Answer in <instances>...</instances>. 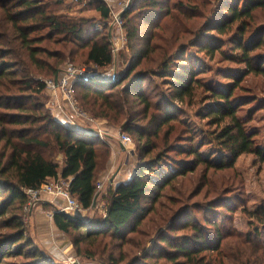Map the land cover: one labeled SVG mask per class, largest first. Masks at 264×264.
<instances>
[{"label": "trees", "instance_id": "1", "mask_svg": "<svg viewBox=\"0 0 264 264\" xmlns=\"http://www.w3.org/2000/svg\"><path fill=\"white\" fill-rule=\"evenodd\" d=\"M94 1L99 5L96 10L108 21L110 9L100 0ZM171 2L132 0L122 21L128 29L133 63L111 79L73 83L79 107L95 118L121 127L135 138L139 151L140 163L133 178L108 191L104 198L106 217L90 223L86 216L93 211L96 196H100V155L109 157L110 150L101 149L100 138L93 129L84 127L87 131H77L66 127L45 109V104H40L38 97L44 94L47 84L32 75L31 67L55 79L68 61L75 62L82 53L88 65L106 69L114 63L112 44L93 23L69 17L68 0H0V230H11L0 234V264H8L7 258L18 257L29 260L28 264H56L45 253H24L32 245L24 241L26 232L15 209L17 204L26 206L25 191L59 178L70 182L71 194L87 213L79 220L58 211L53 214L55 226L71 239L78 257L97 261L100 256L104 264H126L133 253H125L124 248L131 245L140 255L135 254L127 264H264V246L260 241L264 206L246 211L253 229L244 235L226 231L213 222L209 236L188 223L186 227L191 226L196 234V245H191L187 238L178 242L171 235L181 215H188L189 206L169 222L168 216L156 210L166 188L195 174L199 168L205 174L231 170L243 155H253L264 164V145L256 142L257 134L247 127L251 118L244 120L239 116L243 108L257 100L236 96L245 76L264 77V54L260 53L264 50V27L251 33L244 23L253 22L259 11L264 12V0H224L215 19H207L208 23L201 27L205 30L197 27L201 32L191 43H185L205 52L210 60L221 55L245 66L238 76L221 73L232 82L224 88L205 83L200 78L201 70L195 66L179 63L185 55L184 45L173 50L153 44L154 39H159L153 30L149 32L153 33L150 41L143 45L140 17L149 15L148 19L143 17L145 26L154 25L161 15L177 18L184 26L180 17L189 18L185 16L192 9L189 6L201 4L182 0L171 6ZM203 5L207 6L206 0ZM195 17L203 18L198 12ZM213 34L231 37V53L223 49L225 44ZM207 36L209 42L201 39ZM141 46L143 50L139 49ZM144 64L148 67L138 70ZM154 76L162 79L168 92L145 88V81L155 79ZM201 90L206 94V102H211L201 117L216 129L207 134L180 117L182 111L176 107L178 103L194 106ZM206 148L210 149L207 154ZM55 154L63 156L62 166L55 161ZM235 239L242 246L257 247L230 256L223 248ZM202 254L205 256L201 257Z\"/></svg>", "mask_w": 264, "mask_h": 264}, {"label": "rangeland", "instance_id": "2", "mask_svg": "<svg viewBox=\"0 0 264 264\" xmlns=\"http://www.w3.org/2000/svg\"><path fill=\"white\" fill-rule=\"evenodd\" d=\"M180 1L182 0H172L170 5L173 6ZM196 1V5L199 3L201 4L199 6L194 5L195 7L189 6L192 9H188L186 11L187 14L185 15L189 18L180 17L179 14L175 13L176 17H180V19L183 20L184 26L177 18H163V15L156 20L154 25L145 26L144 18L146 17L145 19H148L149 15H143L140 17V22H138L141 23L143 27L140 38L143 41V45L149 42L151 35L153 34H149V32L153 30L154 35L156 34V36H159V39L153 40V44L157 43L158 45H165L168 49L172 48L173 50L179 45H184V49H186L185 55L183 54V59H181L179 63L188 67L192 65L195 66L197 69L201 70L200 78L203 79L205 83L212 82L213 84H216V86L224 88L232 82L230 79L223 78L221 73L225 74L227 72H232L233 75L238 76L240 72L245 71V66L228 61L221 55H217L215 59L210 60L205 52L201 53L198 49L185 44L195 39L196 34L201 32V30L198 31L196 29L197 27H200L203 31L205 28L201 27L208 23L207 19H215L218 15L217 8L219 9V6H223L224 0H206L207 6L203 5L204 0ZM226 1L229 3H235L234 0ZM101 2L103 5L105 4L104 6H107L110 9V19L108 21H104L101 14L96 10L99 5L94 0H86L81 4H75L73 0H68L67 7L70 8V11L66 14L74 19H84L93 23L94 28L99 31L102 36L108 37L113 49V65L106 69H98L94 65H88L86 59L82 57L81 53L75 62L71 63L68 61V63L62 67V72H60L58 76H61L63 71L65 72L68 67L72 66L79 69H90L92 71V76L96 77L95 79L102 81L105 80L103 78L105 76H107L106 79H111V77L114 76V73L120 74L125 71L131 63H133L131 60L133 58V52L128 48V29L125 26V22L122 21L125 12L132 4V0H108V2ZM215 11L216 13L214 16L210 18ZM196 12L200 13L203 18L195 17L193 19ZM117 15L121 17L120 27L115 25V16ZM244 23L249 25L248 29L251 30V33L257 31L260 27H264V12L259 11L253 22L246 21ZM237 25H241V23ZM212 36L219 42L221 41V44L224 43L225 46L223 49L228 51V53H231L233 46L228 42L231 37H217L215 34ZM208 38L210 37L207 36L206 38L201 39L209 42L210 40ZM139 49L143 50L144 48L141 46ZM260 53L264 54V50ZM146 67L148 66L144 64L143 66H140L138 70H142ZM31 69L32 75L34 73V76H36L38 81L45 82L48 85L44 94L39 95L38 97L40 104H45V109L50 112L55 119L59 117L64 121L78 124L100 133L102 137L99 139L101 149L107 151L106 148H109V157L100 155V175L98 176L97 183V186L98 184H102L99 183V181H101L102 177L104 178V184H102L103 190L100 193L99 198H102L103 196L106 198L107 194L104 193L108 187V179L113 178L111 182H114L115 177L122 175L124 172L135 173L137 166L140 163L139 151L135 138L124 133L121 127L109 123L107 120L95 118L91 113L83 111L78 105L76 92L73 88L77 108L80 112H83L86 115L85 118H79L71 104L69 94L62 87L60 81L56 84L53 76L37 72L33 67H31ZM175 70L178 71L179 69L177 68ZM19 71H21V68H19ZM61 77H63V75ZM154 78L155 79H152L151 81H145L144 86L146 89L150 91H169L168 88L163 86L161 78H156L155 76ZM49 84L51 85L49 86ZM157 87L158 89H156ZM239 87L240 90L236 91L237 97H254V99L257 100L254 104H249L243 108V110L239 112V116L244 120L251 118L247 127L257 134L255 139L256 142L260 145H264V77L252 74L245 76ZM205 95L204 91L201 90L197 94L198 98L196 99L194 106H188L186 104L181 105L178 103L176 107L182 111L180 117L186 119L200 132L207 134L209 131L213 132L216 129L209 126V120L201 117V113L203 115L205 107L211 103L206 102L204 99ZM123 135L129 136L131 142L128 144H122L120 138ZM92 140L97 139L92 137ZM209 150L210 149L208 148L204 149V153ZM103 151H101V153ZM177 158L181 159L182 157ZM54 159L59 162L61 166L63 165L62 155L55 154ZM204 172L203 168H199L195 174H191L187 176V178L176 181L162 193L158 205L156 206V210L159 211V213L168 216V222L174 215L183 210L185 206L190 207L188 213L190 217H188L187 214H182L180 220L175 224L176 230L171 235L177 237L176 240H178V242H180L181 239L187 238L189 241L191 239V245H196L198 242L196 241L197 238L195 232H192L191 226L186 227L190 222L195 224L209 236L212 235L211 231L214 226H212L211 223L213 222L217 223L218 226L225 227L227 229L226 231L229 232L243 235L250 233L253 226L251 227L250 225V218L246 215V211H255L264 206V164L260 163L253 155H243L238 159L234 169L209 171L206 174ZM48 197L49 196L42 197L38 205H34L31 210L27 209V204L23 207H20L19 204H17V209H15L16 215L21 218L26 232L24 241H28V244L32 245V247L26 249L24 253L29 254L33 251L45 253L50 256L56 264H82L85 261H94L97 264H104L100 256H97V261L87 257H78L74 246L71 245V239L66 235L64 236L68 239L67 242L74 248V255L68 256L62 246L55 241L54 231L56 228L53 214L58 211L60 207L57 208L52 205H47V203H49L47 200ZM28 201L29 199L27 197L26 203H28ZM218 202L219 204H217ZM229 209H232V211ZM104 216L105 212H100L96 207L93 211L88 213L86 217L88 222L92 223L104 219ZM141 229H143V227ZM260 229V241L264 246V226H261ZM10 232L11 230L9 229L0 230L1 235H6ZM134 237L139 238L137 235ZM107 241L108 240H106V242ZM253 247L255 248L257 246H242L236 242L235 239L231 240L228 247L225 245L223 249L226 250V254L235 256L236 254L243 252L246 248H249L250 251L255 250L252 249ZM124 252L129 254L131 252L133 253L134 256L131 255L128 259L129 261L135 257V254H138V251L131 245H126ZM118 254L119 252H117V255ZM139 255L140 254H138V256ZM203 256H205V254H202L201 257ZM6 261L8 264H28L27 262L29 260H25L23 257H18L7 258Z\"/></svg>", "mask_w": 264, "mask_h": 264}, {"label": "built area", "instance_id": "3", "mask_svg": "<svg viewBox=\"0 0 264 264\" xmlns=\"http://www.w3.org/2000/svg\"><path fill=\"white\" fill-rule=\"evenodd\" d=\"M86 0H73L75 4H81ZM101 1H107L108 0H101ZM115 25L116 26H121V17L119 15L115 16ZM92 71L90 69H79L76 67H68V69L61 74L63 77L59 76V81L62 85V87L67 91L69 94L71 104L74 108V111L78 114L79 118L81 117H86L85 113L80 112L77 108V103L76 100L74 99V82L76 80H85V81H91V80H96L94 76H92ZM115 75V73L113 74ZM107 76L103 77L105 80ZM112 78V77H111ZM51 84H49L50 86ZM48 86V85H47ZM78 125V124H76ZM81 126V125H78ZM84 128V126H82ZM94 133L98 135L99 138H102L100 133L96 132L94 130ZM120 141L122 144H128L131 142V138L129 136L123 135L120 138ZM98 193L100 194L103 190V185L98 184L97 186ZM26 196L28 197L29 201L27 203V209L31 210L33 209L34 205H38L40 202L41 198L44 196H49L53 198L54 200L56 199H63L65 201V205L63 207H60L58 209V212H65L68 214L72 215H77L79 213H83V210L77 200L76 197H74L71 194L70 191V182L66 181L62 178H59L57 180L51 179L48 180L46 183L42 184L39 188L37 189H30L25 191ZM46 204V203H45ZM106 217V216H105ZM104 217V218H105Z\"/></svg>", "mask_w": 264, "mask_h": 264}, {"label": "crops", "instance_id": "4", "mask_svg": "<svg viewBox=\"0 0 264 264\" xmlns=\"http://www.w3.org/2000/svg\"><path fill=\"white\" fill-rule=\"evenodd\" d=\"M61 124L65 125L66 127H70L74 130H77V131H83V128L82 126H78L74 123H71V122H68V121H64L62 118H59L57 117V119ZM133 175L134 173H131V172H124L122 175H118L117 177H115V180L114 182H111L112 179H108L107 181V184H108V187H107V190L104 194H108V191L110 189H116L117 186H119L120 184L122 183H126V182H129L132 178H133ZM99 183H102L104 184V178L102 177L101 178V181H99ZM107 196V195H106ZM48 202L47 205H52V206H55V207H63L65 205V201L63 199H56L54 200L53 198L51 197H48ZM105 205H106V200L104 199V196L102 198H99L98 200V206H97V210H99L100 212H105ZM87 214V213H85ZM84 212L83 213H79V215H85ZM106 216V215H105ZM104 216V217H105ZM103 217V218H104ZM56 230L54 231V239L57 243L60 244V246H62L63 250L66 252V254L68 256H71V255H74V248L73 246H71L67 241L68 239L64 236V234L58 230V228L55 226ZM82 264H97L96 262L94 261H85L84 263Z\"/></svg>", "mask_w": 264, "mask_h": 264}, {"label": "water", "instance_id": "5", "mask_svg": "<svg viewBox=\"0 0 264 264\" xmlns=\"http://www.w3.org/2000/svg\"><path fill=\"white\" fill-rule=\"evenodd\" d=\"M58 81H59V76H57L55 78L56 84H58ZM97 81H99V80H97V79L96 80H91L90 82L91 83H94V82H97ZM83 131H87V130L86 129H83ZM98 198H99V195H97L96 198H95V200H94L93 209H95L97 207ZM59 213L62 214V215H64V216H66V217H68V218H71L73 220H79L80 219V216H81L79 214L72 215V214H68V213H65V212H59ZM86 220L88 221V219H86Z\"/></svg>", "mask_w": 264, "mask_h": 264}]
</instances>
